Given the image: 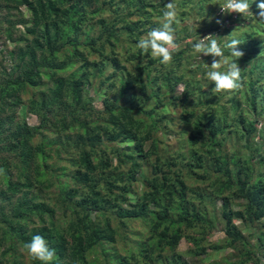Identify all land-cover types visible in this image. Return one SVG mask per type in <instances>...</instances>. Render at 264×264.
Here are the masks:
<instances>
[{
	"label": "trees",
	"instance_id": "obj_1",
	"mask_svg": "<svg viewBox=\"0 0 264 264\" xmlns=\"http://www.w3.org/2000/svg\"><path fill=\"white\" fill-rule=\"evenodd\" d=\"M169 2L0 0V34L22 62L0 84V264H44L23 249L37 234L55 250L48 264H187L176 254L181 240L191 258L208 255L217 223L236 251L227 264L264 262V21L259 11L223 12L225 0H174L176 48L162 64L136 44ZM210 34L221 45L241 41L238 90L213 91V58L193 49ZM42 71L50 88L26 112L23 96ZM91 76L97 92L113 93L103 110L87 96ZM67 160L70 191L46 200L43 178L41 190L33 184L42 170L65 176Z\"/></svg>",
	"mask_w": 264,
	"mask_h": 264
},
{
	"label": "clouds",
	"instance_id": "obj_2",
	"mask_svg": "<svg viewBox=\"0 0 264 264\" xmlns=\"http://www.w3.org/2000/svg\"><path fill=\"white\" fill-rule=\"evenodd\" d=\"M225 0L222 11L225 13H239L242 16L259 11L260 21H264V0ZM252 7V8H251ZM251 8V11H250ZM159 26L148 31L142 36L136 47L145 53L151 51L153 57L159 58L162 64H167L172 60V50L176 48L175 29L173 25L177 23V6L174 0L167 3L161 10ZM221 21L217 20V23ZM231 35V34H230ZM229 36V35H228ZM215 35H207L193 43L196 53L205 56H212V63L206 73L207 79L214 84L213 91H235L241 87V68L236 61L244 55L238 50L241 41L237 38L225 39L223 45ZM227 37V36H226ZM225 49L228 54L235 59L229 60L225 56ZM219 58L218 60L216 58ZM225 70L221 71L220 69ZM6 174V170L0 167V176ZM23 249L26 254L34 260H39L48 264L55 257V250L50 248L47 241L41 235H34L29 242L24 243Z\"/></svg>",
	"mask_w": 264,
	"mask_h": 264
},
{
	"label": "rangeland",
	"instance_id": "obj_3",
	"mask_svg": "<svg viewBox=\"0 0 264 264\" xmlns=\"http://www.w3.org/2000/svg\"><path fill=\"white\" fill-rule=\"evenodd\" d=\"M197 2H198V0H197ZM22 11L27 13L25 7L22 8ZM24 27H25L24 25H23V27L18 25V28L25 31ZM15 50H16L15 45L9 41H5V37L0 34V84H2L7 79L8 75H10L13 72V69L15 68L16 65L22 63L19 59L18 52H16ZM109 67L111 68L112 65H109ZM74 70H75V68H73V65L71 64L67 68V72L65 75H67V76L71 75V73H73ZM223 70H225V69H223ZM41 75H43V77H42L40 83H38L37 88L35 90H32V89L28 90L27 94H25L23 96L22 107H23V110L24 109L26 110V112H27L28 107L30 105V103H29L30 98L36 97L33 94L34 93L36 95H38V93L41 94V92L47 91L50 88V82L51 81L47 77H45L43 71H42ZM117 77H118V75H117ZM100 83L101 82L99 79H94L93 76H91L90 84L88 85L89 91H88L87 96L89 98L94 99L93 100V106H95V108L97 107V109L103 110L105 108L104 102L110 98H113V93L109 92L106 87L97 92V88H99ZM223 92H225V91H223ZM16 118H17L16 120L22 119L23 121H26L30 126H37L39 124V121H40V119L37 115H34L30 112H28L27 114L25 113L24 115H20V113L18 112L16 114ZM172 128H173V131H178V132L182 131L181 125L173 126ZM167 137H169V136L167 135ZM171 139L173 142H175L174 136H171ZM257 143L258 142L256 141L255 144H257ZM119 146L122 147V146H124V144H120ZM112 156L113 155H111V157ZM113 161H114V159H113ZM50 163H51L50 165L52 167H54L58 163V161H57V159H54ZM62 163L64 165H61V166L68 169L65 176H63L61 169L58 167L55 168V170L57 171L56 173H54V171L52 170V172L49 171L43 175L42 171H44V170H42V171L40 170L42 173L40 175L39 174L40 171L38 172V174L40 175V177H38L39 181H35V183L33 184V188L36 187L37 190H41L43 188V186H40L39 182H40L41 178H43L42 180L45 181L44 185L47 186V188H48V189L46 188L45 190L42 191V192L46 193V194H43V197L46 200H49V201L53 200V199L55 200L57 198V194L59 192H61L62 190L66 191V192L70 191V190H66L67 189L66 187L69 184V183H66V181L71 182V179L73 180V178L71 176L74 174H72V169H71L72 167H71L70 163L68 162V160L63 161ZM113 164H114V166L116 165L115 162H113ZM58 175H60V177ZM74 184H75L76 189L80 188L77 186L76 183H74ZM215 206L217 207V209L220 208L222 206L221 200H218V202ZM60 214L61 213H59L58 216ZM236 224L239 227H242L243 221L239 220L236 222ZM260 224H264V218L260 221ZM257 225L258 224L253 225V231ZM114 226H115V224H114ZM133 226L134 227H140L137 224H134ZM216 226L217 227L214 228L212 230V232L210 233V235L208 237V242L205 244L206 252H208V255H203L199 258H197V257L191 258L190 254H189V251L191 249V245L185 239H182L181 242L179 243V246L176 248L177 249L176 254L178 255L177 257H181L182 258L181 261L186 262L187 264H227V261L229 263L232 262L233 261L232 255L236 254L235 253L236 251L233 250V248H229V247L225 246V243H224V240H225L224 239L225 238L224 225L217 223ZM136 230L130 229V231H132L133 233H136L135 232ZM138 233L139 232H137L136 234L139 235ZM243 234H244V236H247V237H249L248 235H251V231L250 230L248 231V227H246V226L244 227ZM216 246H218V248H221V249L218 252H212L214 250V247H216ZM116 247L119 251H122L121 245H116ZM3 249H4V247L1 248V251ZM121 253H123V251ZM262 264H264V262Z\"/></svg>",
	"mask_w": 264,
	"mask_h": 264
}]
</instances>
